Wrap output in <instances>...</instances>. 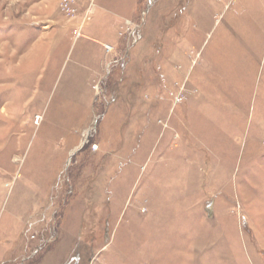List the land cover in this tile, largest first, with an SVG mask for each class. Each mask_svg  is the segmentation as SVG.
<instances>
[{
  "label": "rangeland",
  "instance_id": "rangeland-1",
  "mask_svg": "<svg viewBox=\"0 0 264 264\" xmlns=\"http://www.w3.org/2000/svg\"><path fill=\"white\" fill-rule=\"evenodd\" d=\"M0 264H264V0H0Z\"/></svg>",
  "mask_w": 264,
  "mask_h": 264
},
{
  "label": "crops",
  "instance_id": "crops-1",
  "mask_svg": "<svg viewBox=\"0 0 264 264\" xmlns=\"http://www.w3.org/2000/svg\"><path fill=\"white\" fill-rule=\"evenodd\" d=\"M248 49L246 48V52H245L244 57H243L244 60H242V67H245L247 64H249L248 63L249 60H253L254 59V56H252V55L255 54V51H253L250 48H248ZM260 61H261V58H260ZM250 66H251V64H250Z\"/></svg>",
  "mask_w": 264,
  "mask_h": 264
}]
</instances>
